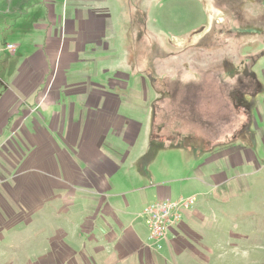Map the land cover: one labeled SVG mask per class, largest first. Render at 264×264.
Returning a JSON list of instances; mask_svg holds the SVG:
<instances>
[{
  "label": "rangeland",
  "instance_id": "rangeland-1",
  "mask_svg": "<svg viewBox=\"0 0 264 264\" xmlns=\"http://www.w3.org/2000/svg\"><path fill=\"white\" fill-rule=\"evenodd\" d=\"M66 3L77 9L74 0ZM81 6L92 13L105 10L99 82L138 85L137 116L146 123L132 158L145 156L140 172H171L174 200L204 192L191 210L204 217L187 228L179 256L160 264H264V167H234L231 187L220 194L205 190L192 172L211 152L253 144L249 132L264 127V0H86ZM5 35L0 28V103L13 95L18 107L31 93L24 92L29 86H13L24 83L8 70L36 51L35 39L21 38L18 51V39ZM91 81L96 82L92 75ZM121 95L130 99L131 92ZM6 129L0 134V264H73L72 256L84 264L82 204L58 206L79 218L68 223L46 204L60 192L56 179H72V167H17L24 124L18 119ZM31 142L29 156L36 151ZM259 162L264 164L263 154ZM177 167L188 169L175 173ZM135 174L126 179L133 181Z\"/></svg>",
  "mask_w": 264,
  "mask_h": 264
},
{
  "label": "crops",
  "instance_id": "crops-1",
  "mask_svg": "<svg viewBox=\"0 0 264 264\" xmlns=\"http://www.w3.org/2000/svg\"><path fill=\"white\" fill-rule=\"evenodd\" d=\"M66 1L0 0L2 33L18 39V51L23 47L21 38L31 36L35 39L33 51L36 49L30 57L26 55L18 61L17 70L11 67L8 70L9 77L17 73L15 77L24 83L13 86L21 89L29 86L24 92L31 95L25 94L18 107L12 102L13 95H4L0 103V134L3 136L6 128L14 126L15 120L24 124L17 167L57 170L72 167V179H56L54 187L60 192L46 204L66 223L78 217L73 219L69 211H60L62 205L69 208L70 204H82L84 264H160V259H176L179 251L182 252L187 228H196L204 215L196 209L186 212L182 224L171 229L161 251L149 241L150 228L142 213L153 202L173 199L174 180L169 175L171 172L154 175L148 169L144 175L140 167L145 156L132 158L146 123L137 116L138 85L99 82V50L106 51L101 36L105 10L92 13L81 6L86 0H74L77 9L71 10ZM90 45L95 47L90 49ZM94 54L95 60L91 58ZM91 75L96 82L91 81ZM48 84L50 91L43 94V86L47 91ZM128 90L130 99H124L127 96L121 93ZM260 113L264 123V106ZM28 124L32 125L31 129ZM249 135L253 144L243 149L226 147L211 152L203 167L192 168L205 190L225 193L227 190L221 188L231 187L232 170L236 166L248 163L247 167H264L259 162V156L264 155V127ZM32 140L36 151L29 156ZM184 169L188 167H177L175 173ZM134 173H137L133 179L136 187L126 179ZM212 200L206 204L211 206ZM69 246L71 252L77 253L75 246ZM72 258L73 264H79L75 256Z\"/></svg>",
  "mask_w": 264,
  "mask_h": 264
},
{
  "label": "built area",
  "instance_id": "built-area-1",
  "mask_svg": "<svg viewBox=\"0 0 264 264\" xmlns=\"http://www.w3.org/2000/svg\"><path fill=\"white\" fill-rule=\"evenodd\" d=\"M10 53L16 52V47L7 45ZM197 200L196 197L181 199H165L147 205L142 213L147 219L150 228L149 241L153 243L156 250L162 248V244L168 241L172 228L177 226L184 218L186 212L193 209Z\"/></svg>",
  "mask_w": 264,
  "mask_h": 264
}]
</instances>
